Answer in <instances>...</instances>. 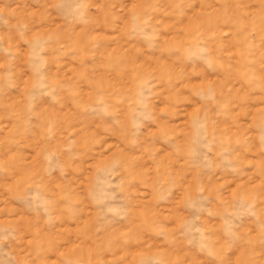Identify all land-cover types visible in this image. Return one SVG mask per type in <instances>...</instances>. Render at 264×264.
Returning <instances> with one entry per match:
<instances>
[{
    "label": "rangeland",
    "instance_id": "obj_1",
    "mask_svg": "<svg viewBox=\"0 0 264 264\" xmlns=\"http://www.w3.org/2000/svg\"><path fill=\"white\" fill-rule=\"evenodd\" d=\"M0 264H264V0H0Z\"/></svg>",
    "mask_w": 264,
    "mask_h": 264
}]
</instances>
